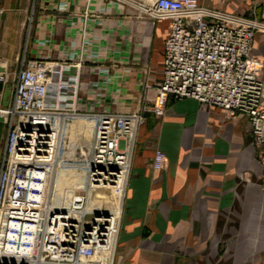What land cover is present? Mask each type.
I'll use <instances>...</instances> for the list:
<instances>
[{
	"label": "crops",
	"instance_id": "0c3cea01",
	"mask_svg": "<svg viewBox=\"0 0 264 264\" xmlns=\"http://www.w3.org/2000/svg\"><path fill=\"white\" fill-rule=\"evenodd\" d=\"M151 1L0 0V74L13 79L26 46L30 58L80 63L83 109L143 114L114 264H264L261 166L249 122L158 94L170 20L147 17L142 8ZM199 1L253 11L264 23V0ZM252 56L264 72V30L255 33ZM7 87L0 84V103ZM7 131L0 117V158ZM157 148L167 158L161 170L152 168Z\"/></svg>",
	"mask_w": 264,
	"mask_h": 264
},
{
	"label": "built area",
	"instance_id": "2783aa9c",
	"mask_svg": "<svg viewBox=\"0 0 264 264\" xmlns=\"http://www.w3.org/2000/svg\"><path fill=\"white\" fill-rule=\"evenodd\" d=\"M142 10L170 20L158 94L246 118L264 197V72L252 56L264 23L253 11L232 14L199 0H152ZM79 76L80 63L30 58L26 46L13 79L0 74V84L11 83L9 104L0 107L8 125L0 158V264H114L136 131L145 118L139 111L83 109ZM154 107L160 109L158 101ZM78 118L92 120V130L86 151L79 145L75 156L68 134ZM166 159L155 149L152 168L163 169ZM70 169L83 172L77 195L62 177ZM95 189L113 197L98 211L88 210Z\"/></svg>",
	"mask_w": 264,
	"mask_h": 264
},
{
	"label": "bare ground",
	"instance_id": "6f19581e",
	"mask_svg": "<svg viewBox=\"0 0 264 264\" xmlns=\"http://www.w3.org/2000/svg\"><path fill=\"white\" fill-rule=\"evenodd\" d=\"M79 121V122H78ZM78 122V127H74L75 123ZM74 125L69 129L70 132H74L76 130H81L79 132L83 133H91L92 130V120L84 119V118H78L77 121H75ZM71 134V133H70ZM84 134V135H85ZM70 135L68 134V137ZM73 170H62V177L64 180H66L68 183H72L75 187L74 195L79 194V188L83 186L84 178L80 175H74ZM92 196H94V199H91ZM113 197L110 194L109 191L104 190H93L90 192V203L88 204V210H96L98 211L101 204H105V206L109 205V202L112 201Z\"/></svg>",
	"mask_w": 264,
	"mask_h": 264
},
{
	"label": "rangeland",
	"instance_id": "374dc122",
	"mask_svg": "<svg viewBox=\"0 0 264 264\" xmlns=\"http://www.w3.org/2000/svg\"><path fill=\"white\" fill-rule=\"evenodd\" d=\"M28 30H26V32H27ZM27 34H28V32H27ZM10 96H11V89H10ZM10 96H9V101H10ZM0 98H1V94H0ZM0 107L1 108H3V107H7V106H3V104L2 103H0ZM1 117V116H0ZM2 118V120H6V118H3V117H1ZM79 122V121H78ZM78 122L77 123H75V122H73L71 125H70V128L72 127V125H74V123H75V126L74 127H78ZM69 128V129H70ZM79 131H81V130H76V131H74V132H70L69 133V139L70 140H72V143H71V145H72V149L71 150H75V156H79V154H80V146H83L82 148H83V150H85L86 151V148H85V144L87 143V141H88V139H90V137H91V133L90 134H88V133H84L85 135L81 138V140H80V138H78V135H77V133L79 132ZM84 132V131H83ZM80 143V144H79ZM80 145V146H79ZM257 159H258V151H257ZM70 170H73L74 171V175H77V174H80L82 177H83V172L81 171V170H79V169H70ZM74 191H75V189H74ZM91 199H94V196H92V198ZM91 201V200H90ZM102 205V208H104V204H101Z\"/></svg>",
	"mask_w": 264,
	"mask_h": 264
},
{
	"label": "water",
	"instance_id": "95a60500",
	"mask_svg": "<svg viewBox=\"0 0 264 264\" xmlns=\"http://www.w3.org/2000/svg\"><path fill=\"white\" fill-rule=\"evenodd\" d=\"M9 96H10V89L7 87L4 94H3V100H2V104L3 106H8L9 104Z\"/></svg>",
	"mask_w": 264,
	"mask_h": 264
}]
</instances>
